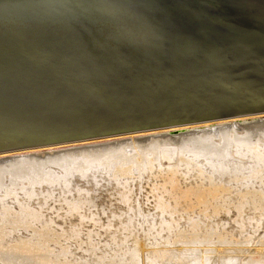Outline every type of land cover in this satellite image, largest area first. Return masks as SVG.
Wrapping results in <instances>:
<instances>
[{
  "label": "water",
  "instance_id": "obj_1",
  "mask_svg": "<svg viewBox=\"0 0 264 264\" xmlns=\"http://www.w3.org/2000/svg\"><path fill=\"white\" fill-rule=\"evenodd\" d=\"M264 119V0H0V155Z\"/></svg>",
  "mask_w": 264,
  "mask_h": 264
},
{
  "label": "bare ground",
  "instance_id": "obj_2",
  "mask_svg": "<svg viewBox=\"0 0 264 264\" xmlns=\"http://www.w3.org/2000/svg\"><path fill=\"white\" fill-rule=\"evenodd\" d=\"M228 142L232 143V147L228 151L226 149L227 146H223L222 150L218 149L219 145ZM81 145H78L79 147L66 146V148H69L64 150L53 148L54 150L44 149L12 155H0V183L3 182L4 175L7 174L19 183L23 182L21 184L22 187L16 185L12 188L14 190L5 189L6 195L3 194L4 196L0 197V211L3 214V220L0 222V231H4L5 226L10 227V229L21 228L33 233H44L53 230V225L51 226L52 220H41L43 216L42 206L44 204H37V206L34 204L36 207L31 205V197L37 195L35 194L36 192L26 191V193L32 195L31 197L26 195V201H20V196L17 194L18 189L22 191L23 188L38 184L49 187L59 186L61 190L67 192L59 197L61 203L66 205L65 214L77 213L79 218V223L68 230L70 232L67 237L77 235L82 229V221L86 218L90 220L95 218L89 211L88 213L85 212L86 202L89 201V198L82 196V194H85L86 191H76L78 197L67 195L70 194L69 177L74 173L81 174V177L84 178H87L88 173H92L91 176L93 177L94 173L101 170L104 171V169L113 171L114 181L121 185L118 192L119 198L127 204L131 203L129 183L135 177L133 174L137 173L136 178H140L142 173H150L153 169L156 170L153 177L158 183L152 185L151 195L155 211L158 212L159 216L150 222L143 220L147 227L142 233L143 236L146 234L147 241L155 243L151 246L154 249L147 252V264H197V258L190 259L176 256L173 254L174 249L169 251L166 248H161L163 244L167 246L173 245L175 242H181V244L194 245L210 242L214 238L221 239L222 241H219L220 244L229 243L226 238H230L229 236L232 233L222 231V226L219 227L211 222L214 225V228H212L213 226L211 227L214 231L208 233L210 227H207V222H200L199 217L210 221V219H215L222 212L228 213L230 207L233 208L236 211L233 221L237 224L238 230L236 229V237L232 238L236 243H242L241 241L239 242L241 238L243 243L248 242L246 239H251L253 236L251 233H254L255 228L264 221V119L205 127L203 129L183 130L177 134L168 132L166 134L139 138L132 137L129 140L105 144L95 142ZM231 145H228V148ZM28 154L30 155L28 156ZM228 154L231 156H228ZM17 156L22 157L18 158ZM228 157H231L232 160L226 161L225 158L228 159ZM234 157H237V159ZM218 159L223 160L219 161ZM162 161H165L166 164H162L164 163ZM47 164L58 167L63 173L59 176L58 174L61 171L54 173L55 171L52 172L47 169L48 171L46 170L47 174L45 175L44 172H41L40 166L43 167ZM28 166H33L30 171L34 173L35 177L26 171ZM67 166L69 170L64 171L62 168H67ZM192 173L195 174L194 179L196 181L189 186H183L184 184L181 182L183 181L184 183V180ZM62 174L63 177H61ZM29 177H31V181L28 182ZM2 187L0 184V189ZM44 194L41 196L43 197ZM50 194H47V199L52 197ZM7 198L16 201L18 209L11 208L8 203L5 204ZM129 213H136L134 207L129 206ZM143 218L145 219V216ZM182 220L188 221L190 225L188 229L180 228ZM36 223H39L41 227H37ZM93 223L96 224V221ZM136 224L135 220L121 223L120 228L122 230L115 235V238L124 237L123 240L134 238L129 243L134 247L128 246L126 241H116L115 245L120 248L122 253H125L124 256H119V259H116V261L112 260V262L109 261L110 263H104L102 259H98L99 262L97 264H138L140 261L138 256L140 252H143V243L146 240L142 241V239L137 238V235L132 237L124 235L126 232H133L134 227H137ZM149 224L150 227L148 226ZM249 226H255V228H248ZM107 228L113 229L112 226ZM115 229L118 230V227ZM181 238H185V240ZM6 239H4L5 243L11 246L10 248L15 247V249L11 255L2 253V258H0L2 264L57 263V260L50 259V256L40 252L45 246L42 242L35 246L38 252L31 253L28 252L29 250L22 252L25 247L22 246L28 242L26 241L27 239L15 240L14 243H8ZM155 239L163 241V244L161 245ZM259 244L260 246L264 245V242ZM19 246L20 248H18ZM28 248L30 247L28 246ZM129 248L130 251H126ZM17 250H20V252L17 253ZM21 253L22 256L25 255V258L15 257V255ZM230 260L231 257L223 258L217 264H234ZM58 263L82 264L79 259L74 261L66 258ZM205 264H215V259L210 258ZM243 264H264V255L259 259L250 260Z\"/></svg>",
  "mask_w": 264,
  "mask_h": 264
},
{
  "label": "rangeland",
  "instance_id": "obj_3",
  "mask_svg": "<svg viewBox=\"0 0 264 264\" xmlns=\"http://www.w3.org/2000/svg\"><path fill=\"white\" fill-rule=\"evenodd\" d=\"M169 133L171 134V132ZM161 134H166V133H161ZM153 135H157V134H153ZM146 136H150V135H146ZM139 137H142V136H139ZM139 137H133V138H139ZM129 139L130 138L102 141V144H105L108 142H114V141L129 140ZM228 141H231V140H228ZM231 144H232L231 142L224 143L223 145H219L218 149L222 150L223 146H227L226 149L228 151V149L232 147ZM228 145H231V146L228 148ZM73 146L79 147L78 145H73ZM81 146H85V145H81ZM59 148L60 149H56V150H64V149H68L69 147L68 148L59 147ZM47 150H54V149L51 148ZM23 154H26V153H23ZM29 155L30 154H28V156ZM231 155L228 154V156H231ZM20 157L22 156H19L18 158ZM234 158L237 159V157H234ZM218 160L221 161L223 159H218ZM225 160L226 161L232 160V158L228 157V159L225 158ZM162 162H164L162 164H166L165 161H162ZM31 168H33V166H28L26 168L27 169L26 171H28V173H31L30 174L31 176L35 177L34 173L30 171ZM40 169L42 170L41 172L45 173V175L47 174L48 170L52 172L55 171L54 173L56 172L59 173L61 171L59 174L57 173L59 176L61 173H63L61 169H59L56 166L50 165V164H47L43 167L40 166ZM62 169L64 171L69 170V167L67 166V168H62ZM101 171L94 173L93 177L91 176L92 173L90 174L88 173L87 178L81 177V174H75V173L73 175L71 174L72 176L69 177L70 194H67V195L71 197H78L76 191L78 190L86 191L85 194H82V196H87V198H89V201L86 202L85 212L88 213L89 211V213L92 214L93 217L95 218L94 220H90L86 218L84 221H82L83 222L82 229L80 230V232L77 233V235H72L73 237L72 236L67 237L70 232L68 230L72 226H76L79 223V220H78L79 218H78L77 213H72L73 215L72 214L70 215V213L65 214L66 205L61 203V201L59 200L60 199L59 197L60 195L63 196L64 194H66L67 193L66 191L61 190L59 186L49 187L47 185H38V184H36V186H32L29 188H23L22 191L18 189L17 194L20 196L19 197L20 201L22 200L26 201L27 199L26 195H28V197L32 196L26 193V191L36 192L35 194L37 195H34L33 197H31V200H30L31 205L37 206V204H41V203L44 204L42 206L43 216L41 217V220H44V219L52 220L51 226L53 225L52 226L53 230L49 232H44V233H37V232L33 233L31 231H26L21 228H15V229L11 228L10 229V227L8 228V226H5L4 231H0V258H2L1 257L2 253H7L11 255V253H13L12 251H14L15 249V247L10 248L11 246H8V244L5 243L6 241H4V239L7 238L6 240H8V243L10 242L14 243L15 240L17 241V240L27 239L26 241L28 242L22 246V247L25 246L27 249L24 247L22 252H26L28 250H29L28 252H31V253L38 252V249H36L35 246L39 245L42 242L45 246L42 248V251L40 252L44 253L45 255L50 256L49 257L50 259L57 260L56 264H60L58 262H61L64 258L69 259V260L72 259L74 261H77L79 259V261H81L82 264H97V262H99L98 259L99 260L102 259L104 263L105 262L110 263L112 262V260L116 261V259L123 257L125 254V253H122V251L120 250L119 247H117V245H115L116 241L118 242L126 241L128 242L126 243L128 246L134 247L129 244L130 241L134 240V238L123 240L124 237L115 238V235L117 232H121L122 230L120 228L121 223H125L128 220H135V222L137 223L136 224L137 227L136 228L134 227L133 232H130V231L126 232L124 233V235L126 237H129V236L132 237V236L137 235V238L142 239V241L146 240L143 243L144 244L143 252L142 253L140 252L138 256L139 258L138 260H140L139 261L140 263L138 261L137 262L138 264H147V259H146L147 252L150 251L151 249H154V247H151V246L155 243L147 241L148 239H147L146 234H144L143 236L142 233H144V230L147 229V227L143 223V220L146 222H150L151 220L153 221L157 219V217L159 216L158 212L155 211V206L153 205V197L151 195L152 185L155 183H158L153 177L156 170L153 169L150 173L149 172L142 173L140 178H136L137 173L133 174L135 177L132 178L133 180H131L129 183V187L131 191V194H130L131 203H128V204L119 198L118 192L121 188V185L117 184L114 181L115 178H113V171L110 169L109 170L104 169V171L103 170ZM194 176H195L194 173L188 175V178L184 180V183L183 181L181 182L182 184H184L183 186H189L193 184L194 181H196V179H194ZM61 177H63V174L61 175ZM3 178H4L3 182L0 183L1 186H3L0 189V197L6 195L4 192L5 189L14 190L12 188L13 186H16V185L17 186L19 185L22 187L21 184H23V182L19 183L16 179H13L8 174L4 175ZM186 180L188 181L187 183H186ZM29 181H31V177L28 178V182ZM43 193H45L44 194L45 197L43 196L45 200L41 196ZM49 193H51L50 196L52 197L47 199L48 198L47 194ZM7 203L11 205V208L18 209V204L16 203V201H13L11 198L6 199L5 204ZM129 206L134 207L136 213L134 214L129 213ZM143 215L145 216V219L143 218L144 217ZM235 215H236V211L230 207L228 213L222 212L217 217H215V219L214 218L210 219V221L206 220L205 218L204 220L202 217H199L200 219L198 218L199 221L202 223L207 222L206 223L207 227H210V230L208 231V233H210L211 231L212 232L214 231L212 229L214 228V225H212L211 223H214L215 225H218L219 227L222 226L223 227L222 231L232 233L231 236H229L230 238H226V241L229 242L228 244L226 243L220 244L219 241H222V240L215 239V238L211 240L210 242L207 241L202 244H194V245L193 244H181V242H175L173 245L166 246L165 244H163V241H158L159 239H155V241L160 242L161 245L163 244L161 248H164V249L166 248L169 251L174 249L173 254H175L176 256L190 258V259L197 258V264H202V263L205 264L208 260H210V258L215 259V264L219 263V261L223 258H230V257H231L230 261H232L234 264H243L244 262H247L250 260L254 261L256 259H259L260 257L264 255V245L260 246L259 244L261 242H264V221L261 222L262 225L260 224L259 226H257V228H255V226L248 227V228L256 229L254 233H251V235L253 234L251 238L252 240L246 239L248 240V242L243 243L242 241L243 239L241 238L239 239V242L241 241L242 243H236L235 240L233 239L234 237H236V231L238 230L237 224L233 221V219L235 218ZM2 216L3 214L1 212L0 222L1 220H3ZM95 221H96V224L93 223ZM35 225L37 227H41L39 223H36ZM108 226H112L113 229H108L107 228ZM148 226L150 227V224ZM180 226H181L180 228H185V229L186 228L188 229L190 227L187 220H182V223L180 224ZM116 227H118V230L115 229ZM59 229H61L62 231ZM59 238L61 239L59 240ZM181 239L185 240V238H181ZM37 240L38 242H36ZM28 246L30 248H28ZM259 246L261 247L260 252L258 250ZM18 248H20V246ZM140 250L142 249L140 248ZM126 251H130V248L126 249ZM16 252L18 253L20 252V250H17ZM15 257L25 258V255L22 256V253H21V254L15 255ZM0 264H2L1 261H0Z\"/></svg>",
  "mask_w": 264,
  "mask_h": 264
}]
</instances>
